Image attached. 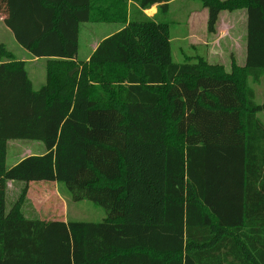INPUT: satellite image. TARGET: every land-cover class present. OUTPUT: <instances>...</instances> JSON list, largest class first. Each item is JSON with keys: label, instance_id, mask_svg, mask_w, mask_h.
I'll return each instance as SVG.
<instances>
[{"label": "trees", "instance_id": "1", "mask_svg": "<svg viewBox=\"0 0 264 264\" xmlns=\"http://www.w3.org/2000/svg\"><path fill=\"white\" fill-rule=\"evenodd\" d=\"M196 1L210 33L222 11L246 9L244 67L176 63L170 0H0L18 44L46 59L35 88L0 44V264H264V103L248 87L264 74V0ZM83 22L125 27L80 61ZM11 139L45 153L7 168ZM7 181L25 182L9 211ZM40 181L106 217L26 218Z\"/></svg>", "mask_w": 264, "mask_h": 264}, {"label": "rangeland", "instance_id": "2", "mask_svg": "<svg viewBox=\"0 0 264 264\" xmlns=\"http://www.w3.org/2000/svg\"><path fill=\"white\" fill-rule=\"evenodd\" d=\"M199 3V2H197ZM200 4V3H199ZM173 9L170 11L166 17L169 20L171 25V47L173 60L176 63L185 62L188 58L187 56H192L196 54L192 51L188 42L185 40L186 37V28L178 26L179 17L176 15V9L182 7L183 17L187 12L186 1H177L173 4ZM201 5V4H200ZM244 9L237 10L240 12ZM224 12V11H222ZM221 12V13H222ZM228 12V11H227ZM240 15V13H238ZM86 27H89V30L83 28V33L79 51V58L84 59L86 52L89 46L97 40L100 39V36L103 35L104 30L101 24H96L97 28H93L90 24H84ZM115 27V25H112ZM239 28L238 26L236 27ZM97 31H96V30ZM217 29V25H216ZM219 29L227 33V24L226 21H222L219 25ZM180 31L179 33H177ZM217 30L214 32L216 33ZM210 33V32H209ZM212 33V34H214ZM0 44L4 45L8 51L14 54L16 59H26V66L28 73L31 77V80L34 84V87L37 88L40 84L46 82V63L44 60L39 59L33 63H27V58H30L28 51L23 49L22 46L18 44L15 40V37L10 29H8L2 19H0ZM89 44V46H88ZM239 45H236L235 48L232 46H227L220 48L217 46L216 50H204L205 54H212L209 58H205L210 64L220 65L224 68L225 71H233L232 60L235 59V62L238 66L244 67L245 64L241 62L238 64V59L234 56L233 50L236 49ZM208 48V47H207ZM225 48V49H224ZM238 53H241L242 50L240 47L237 49ZM248 87L252 88L255 92V102L258 104L264 103V74L260 77L258 81H255L252 77L248 78ZM258 117L264 123V112H260ZM46 146L44 142L38 140H29V139H11L7 143V167L11 168L16 160L24 158L29 155H40L44 154ZM25 187V182H15L8 181L6 184V210L9 211L14 203L17 201L21 191ZM65 186L60 185L55 182H32L29 184L28 194L24 200L21 211L26 218L30 219H45V220H77V221H93L100 222L106 217L105 210L98 204L90 200H81L73 201L69 196V192H66L64 189ZM67 190V189H66ZM68 191V190H67Z\"/></svg>", "mask_w": 264, "mask_h": 264}, {"label": "crops", "instance_id": "3", "mask_svg": "<svg viewBox=\"0 0 264 264\" xmlns=\"http://www.w3.org/2000/svg\"><path fill=\"white\" fill-rule=\"evenodd\" d=\"M177 1L179 0H170V11H172L173 6H174L173 4L176 3ZM184 1H186V7H187L186 8L187 12L185 14L186 16L185 18L183 17L182 7H178L175 12L176 13L175 16L179 17V21L177 25L181 27L183 26L186 28L185 40L188 42L189 48L195 53L197 52L196 54L192 56H187V57H195L196 55H201L204 58H206L207 56L209 58H212L211 57L212 54L210 52L207 55L205 54L206 52H202V51L204 50L206 51L208 49L216 50L217 46L223 49V47L233 46L235 48L236 45H239L238 47H240L242 52L238 53L237 52L238 47H236V49L233 50V52L235 53L234 56L236 57V59H238V64H240L241 62L246 64L247 25H248V16H247L246 9L240 12L224 11L220 13L218 22H217V29H216L217 32L212 34L208 32V28H207L208 10L205 7H203L201 2L199 1H196V0H184ZM197 2H199L201 5ZM129 3H131V1H129ZM157 12H158V4L144 11V13L150 17H154L157 14ZM238 13H240V15ZM223 20L226 21V24L228 27V29L226 30L227 31L226 35H225V31H222L219 29V25L221 24ZM84 24L86 25L90 24V26L94 25L93 28H97L96 26H99L96 24H101L104 30L103 32L104 34L100 36V39L97 38V40H95L90 46L88 44L89 48L86 52L84 59L79 58V54H78V60L80 61H88L92 53L95 51L99 43L104 38L108 37L109 35L125 27V25L122 23H113V22H83L81 23L80 31H79V51H80L82 35L85 34V32L83 33V28L87 29V31L89 30V27H86ZM112 25H115V27ZM237 26L239 27L238 29L236 28ZM179 32L180 31H178L177 33ZM170 33L172 34L171 25H170ZM171 41H172V38H171ZM27 59H28L27 63H33L39 59L44 60L46 63L45 58H34L31 56L30 58H27ZM22 60H26V59H22ZM42 85L43 84H40V86ZM21 159L23 158L16 160V162L13 165L18 163ZM6 167H7V160H6ZM15 182H22V181H15Z\"/></svg>", "mask_w": 264, "mask_h": 264}]
</instances>
